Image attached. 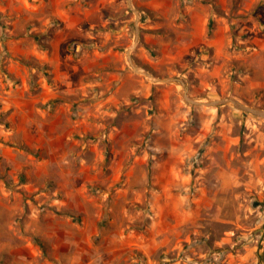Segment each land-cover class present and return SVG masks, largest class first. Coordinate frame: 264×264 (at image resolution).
Returning <instances> with one entry per match:
<instances>
[{
    "label": "rangeland",
    "instance_id": "1",
    "mask_svg": "<svg viewBox=\"0 0 264 264\" xmlns=\"http://www.w3.org/2000/svg\"><path fill=\"white\" fill-rule=\"evenodd\" d=\"M132 3L0 0V264H264V118L155 80L264 107V0Z\"/></svg>",
    "mask_w": 264,
    "mask_h": 264
},
{
    "label": "water",
    "instance_id": "2",
    "mask_svg": "<svg viewBox=\"0 0 264 264\" xmlns=\"http://www.w3.org/2000/svg\"><path fill=\"white\" fill-rule=\"evenodd\" d=\"M126 3H127V6L134 12V15H135V17H134V36H133V45H135L139 39L140 27L138 26V22H139L140 12L138 9H136L133 6L132 0H126ZM126 59H127L129 66L135 72H139V71H137L138 66L135 64L134 60L132 59V56L130 55L129 49H127V51H126ZM139 73H141L145 76H148V75L153 76L150 72H148L147 70H144V69H143V71H141ZM155 80L157 82L179 83L183 87L185 85V82L182 78H178V77H174V76H170V77H166V78H155ZM181 95L186 101H188L194 105H203L206 107H210V106H221V105L230 104V105L234 106L235 108H237V109H239L245 113H249V114L255 115L257 117L264 118V107L259 106V105H253V104L245 103V102L235 98L234 96L227 95V96L211 97V98H207L206 100H198V99H195L194 97L190 96L189 94H187L185 90L181 91Z\"/></svg>",
    "mask_w": 264,
    "mask_h": 264
},
{
    "label": "bare ground",
    "instance_id": "3",
    "mask_svg": "<svg viewBox=\"0 0 264 264\" xmlns=\"http://www.w3.org/2000/svg\"><path fill=\"white\" fill-rule=\"evenodd\" d=\"M137 71L141 72V71H143V69L138 67V68H137ZM148 76L152 77L151 75H148ZM183 90H184V87H183L182 91H183Z\"/></svg>",
    "mask_w": 264,
    "mask_h": 264
}]
</instances>
